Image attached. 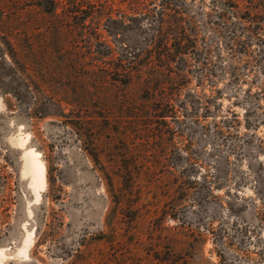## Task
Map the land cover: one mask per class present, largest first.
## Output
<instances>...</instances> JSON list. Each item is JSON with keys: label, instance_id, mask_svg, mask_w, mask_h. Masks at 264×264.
<instances>
[{"label": "rangeland", "instance_id": "1", "mask_svg": "<svg viewBox=\"0 0 264 264\" xmlns=\"http://www.w3.org/2000/svg\"><path fill=\"white\" fill-rule=\"evenodd\" d=\"M37 1L0 0V264H264V99L251 73L218 81L213 113H180L177 76L130 82L100 27ZM144 26L130 43L143 45ZM189 67L183 91L200 92Z\"/></svg>", "mask_w": 264, "mask_h": 264}, {"label": "trees", "instance_id": "2", "mask_svg": "<svg viewBox=\"0 0 264 264\" xmlns=\"http://www.w3.org/2000/svg\"><path fill=\"white\" fill-rule=\"evenodd\" d=\"M48 1L52 7L63 1L71 7L69 13H81L84 23L100 27L97 40L111 37L114 46L107 43L104 55L111 61L117 59L116 69L129 71L130 82V76H148L156 68L177 76L182 84H177L173 94L180 113L189 116L200 111L213 113L210 106L216 102V96L221 95L216 84L227 75L239 80V72L251 73L249 85L255 84L258 90L254 94L264 99V0H209L211 12L200 15L193 10L195 0H118L122 3L118 7L113 0ZM198 1L205 3V0ZM41 3L42 0H38L36 4ZM240 3L259 11L255 14L242 11ZM199 17H204L202 26L196 21ZM135 25H145L141 31L144 34L141 46L129 41ZM201 27L216 40L202 36ZM252 45L258 47V53L251 58ZM190 64L195 67L198 86L203 88L200 92L183 91V86L191 79ZM205 86L209 94L204 92Z\"/></svg>", "mask_w": 264, "mask_h": 264}, {"label": "bare ground", "instance_id": "3", "mask_svg": "<svg viewBox=\"0 0 264 264\" xmlns=\"http://www.w3.org/2000/svg\"><path fill=\"white\" fill-rule=\"evenodd\" d=\"M31 155L27 156L29 171L31 173L33 187L38 188L41 184L40 179H42V180L44 179L43 173L41 174V172H43V166H42V164H39L36 161V159H35L36 156H33V153ZM21 251H24V250L22 249Z\"/></svg>", "mask_w": 264, "mask_h": 264}]
</instances>
